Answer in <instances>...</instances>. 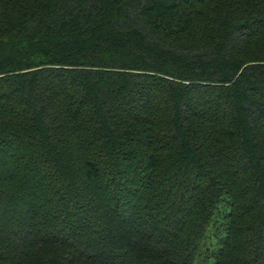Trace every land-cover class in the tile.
Segmentation results:
<instances>
[{
  "label": "trees",
  "instance_id": "16d2710c",
  "mask_svg": "<svg viewBox=\"0 0 264 264\" xmlns=\"http://www.w3.org/2000/svg\"><path fill=\"white\" fill-rule=\"evenodd\" d=\"M0 264H264V0H0Z\"/></svg>",
  "mask_w": 264,
  "mask_h": 264
}]
</instances>
